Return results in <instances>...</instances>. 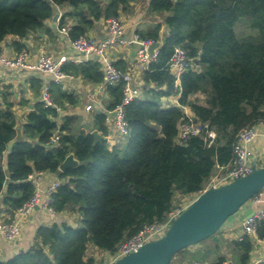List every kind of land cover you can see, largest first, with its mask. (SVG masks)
Segmentation results:
<instances>
[{
	"label": "trees",
	"instance_id": "obj_1",
	"mask_svg": "<svg viewBox=\"0 0 264 264\" xmlns=\"http://www.w3.org/2000/svg\"><path fill=\"white\" fill-rule=\"evenodd\" d=\"M133 1L0 0V43L15 36L14 47L19 53L25 51L24 39L47 29L46 21L57 15V4L71 7L59 23L66 25V17L72 20L69 34L76 39L101 19L119 17ZM148 10L164 18L168 34L162 38L161 23L151 31H140L145 38L162 41V46L143 72L142 96L126 108L132 126L128 140L113 146L107 141L112 123L109 111L95 108L92 129H75V116H63L59 125V110L42 100L28 113L23 136H19L13 103L6 98L9 109L0 104V194L6 188L3 199L11 213L35 193L30 175L43 171L61 179L54 194L56 211L73 208L81 216L77 225L63 221L40 226L30 250L0 260V264H92L94 259L87 258L90 244L115 252L144 226L162 222L187 205H176L177 192L197 197L205 191L216 166L231 161L239 132L264 120V0H150ZM244 17L257 31L255 35L237 33ZM178 46L199 66L182 75L179 103L188 105L198 120L216 131L212 144L198 135L179 143L178 124L185 112L179 105L163 104L164 96L177 94L168 62ZM62 68L90 84L104 81L103 63L96 57L70 60ZM43 79L30 78V89L37 95ZM106 91L111 110L121 102L123 86L109 84ZM51 92L61 109L81 103L61 83L52 82ZM199 92L206 95L205 103L191 100ZM95 129L101 133L98 141L92 134ZM57 131L61 137L55 145L51 138ZM11 141L14 144L8 152ZM72 152L80 165L61 172L60 164ZM259 237L264 238V224ZM235 247L239 264H249L255 248L252 238L235 241ZM226 261L220 255L211 264Z\"/></svg>",
	"mask_w": 264,
	"mask_h": 264
},
{
	"label": "built area",
	"instance_id": "obj_2",
	"mask_svg": "<svg viewBox=\"0 0 264 264\" xmlns=\"http://www.w3.org/2000/svg\"><path fill=\"white\" fill-rule=\"evenodd\" d=\"M65 6L67 5H56L58 21L64 16ZM107 23L109 35L104 39L96 38L88 34L72 39L69 34L71 25H59V31L69 36L74 50L77 54H80L79 58L73 59L75 62H83L93 57L102 61L104 81L100 85L106 87L109 84L116 85L121 83L123 86L121 102L113 109L106 110L110 112L112 120V131L109 132L106 139L113 146L121 144L132 136V126L127 119L126 108L130 103L142 96L143 79L140 76H135L132 70L119 68L110 54L111 49L119 43L135 44L137 46V69L144 72L150 63L156 59L160 48L156 50L155 54H151L149 48L156 41L152 38L143 37L140 31H136L129 40L125 39V25L118 16L109 17ZM3 48L2 43H0V64L18 70H31L51 76V79L42 87L41 100L46 106L56 107L60 111L61 108L53 99L51 84L52 82L61 83L66 79L74 78L72 74L66 73L62 68L69 61L68 57L61 56L59 59H56L48 52L42 51L39 60L34 63L27 60V53L25 51L20 52L15 57H8L4 54ZM168 66L172 75L175 77V90L180 97L182 93V75L189 68H199V66L191 61L187 52L180 46L175 48L168 62ZM178 105L184 110L185 116L178 124L179 132L177 141L179 143H186L192 136L198 135L203 136L206 142L212 144L217 137L216 131L208 123H203L198 120L188 105H182L180 103ZM93 108L94 104L92 103L86 106V110L88 111H91ZM259 136H264V120H260L241 130L233 145V157L231 161L225 165L218 164L216 166V170L211 176L207 188L227 184L237 178L251 174L255 169L256 163L260 165L259 159L256 158V152L253 149V144ZM60 137V132L57 131L52 136L51 142L58 145L60 143ZM43 173V171H38L30 175L36 191L28 201L14 212L13 218L9 220L0 218V233L8 241L19 239L22 232L23 218L27 217L36 207H40L51 213L58 212L53 204L54 194L61 185V181L53 182L45 194H43L39 191L40 182L38 179ZM189 204L174 210L162 222L144 226L138 233L122 242L115 252L109 253L108 260L103 264H112L127 254L138 250L145 243L165 235L172 220ZM248 204H250L249 207H253L254 212L247 219L243 220L241 233L235 237V241L241 242L246 236L252 238L255 248L252 251L249 264H262L264 263V238L259 237V229L264 224V188L254 195ZM230 262L233 261L227 260L225 264H229Z\"/></svg>",
	"mask_w": 264,
	"mask_h": 264
},
{
	"label": "crops",
	"instance_id": "obj_3",
	"mask_svg": "<svg viewBox=\"0 0 264 264\" xmlns=\"http://www.w3.org/2000/svg\"><path fill=\"white\" fill-rule=\"evenodd\" d=\"M149 2L150 0L133 1L131 6L120 14L119 17L125 25V39L129 40L136 31H151L158 23L162 24V38L168 34V27L164 22V18L162 16L152 15L149 13ZM70 9L71 7L65 6L64 14ZM60 20L58 21L54 17L48 19L46 21L47 29L32 32L24 39L25 51L29 52V55L27 54L26 56L29 62H37L41 54L38 55L35 52H30L28 48H35L36 45L40 44L41 52L46 51L56 59H59L61 56H67L68 60L70 61L80 57V54H77L74 50L69 36L59 31ZM65 22L66 25L72 26L73 24L72 20H69L68 17L65 18ZM107 25V19H101L98 21L97 26L87 32V34L96 38L104 39L109 35ZM33 34L37 35L38 38L35 37V39H33ZM14 39H17V37L10 35L2 43V46L4 47V54L8 57H15L19 54L13 45ZM136 52L137 46L135 44L130 45L119 43L111 49L110 54L119 68L123 69L122 67H124L123 70H132L135 76L142 77L143 71L137 69L136 65L138 62ZM1 65L7 69H10L12 73H9L10 75L8 74V76L2 77L0 79V100H3L4 105L7 104L6 98L8 101L13 103L12 109L17 116L19 136H23L22 127L27 121L28 113L38 101H41L42 89L40 90L39 95L30 89V78L34 76L32 74L42 76L44 78V85L48 80L51 79V76L49 74L31 70H18L16 68H10L4 64ZM61 84L63 85L64 89L75 92L81 98V103L79 105H67L65 109H60L59 113L62 115V117L67 114L75 117L82 115L87 117L88 120H92L89 113H91V111L94 113L96 110L95 108H99L102 111H106L108 109V104L111 100L105 86L87 83L79 77L66 79L61 82ZM6 92L9 93L5 95ZM162 100L164 106L178 105L179 96L178 94L167 95L164 96ZM89 103L94 104V108L91 111L86 110V106ZM111 131L112 127H110V132ZM253 149L256 152V158L259 159V164H262V162H264V136H259L255 140ZM38 179L40 182L39 191L43 194H45L46 190L53 182L61 181L58 174L51 172H44L38 177ZM5 190L6 188L4 189V193L0 194V218L9 220L13 218L14 215L11 213L9 206L4 203L3 198L5 196ZM192 195L194 194L182 195L179 192L176 193V197H179L181 200H184L185 197H191ZM192 197L193 198L189 200L190 202L196 198L195 195ZM249 205L250 204H248V206L244 207L243 209H246L249 207ZM243 211L244 210H242V212ZM77 212L79 213L78 210L69 208L64 212L51 213L40 207H36L27 217L23 218L22 232L19 239L15 241H8L0 233V260H8L22 251L30 250L36 241L40 226L51 225L55 222L61 223L63 221L77 225V220L81 219V216L79 214L77 215ZM242 222L243 220L240 218V215L236 214L231 217L219 231V243L220 246H222V254L227 257V260H230L229 257L232 254V249H230V246L226 243V241L233 242L235 245V237L241 233ZM209 239L215 242L212 238ZM95 248L98 249L97 247ZM204 249H207V247H204ZM98 250L102 253H105L108 260L109 252L102 251L100 249ZM189 261V257L186 254H182L178 258L174 257L170 264H191Z\"/></svg>",
	"mask_w": 264,
	"mask_h": 264
},
{
	"label": "water",
	"instance_id": "obj_4",
	"mask_svg": "<svg viewBox=\"0 0 264 264\" xmlns=\"http://www.w3.org/2000/svg\"><path fill=\"white\" fill-rule=\"evenodd\" d=\"M58 19V15H55ZM28 42V41H26ZM162 41L153 43L149 52L155 54L161 48ZM10 108L8 104L5 105ZM53 119V118H52ZM96 141L101 133L92 131ZM14 141L8 144V152ZM80 165L75 153H70L60 164L59 170L65 172L69 168ZM264 188V165L256 163L254 171L234 181L207 188L201 192L176 218L166 234L145 243L138 250L116 260L112 264H170L182 250L212 238L220 241L218 231L234 215L239 214L242 220L253 214V207L243 209L250 199ZM242 210H244L242 212ZM229 264H234L230 262Z\"/></svg>",
	"mask_w": 264,
	"mask_h": 264
},
{
	"label": "rangeland",
	"instance_id": "obj_5",
	"mask_svg": "<svg viewBox=\"0 0 264 264\" xmlns=\"http://www.w3.org/2000/svg\"><path fill=\"white\" fill-rule=\"evenodd\" d=\"M236 29H237V33L241 37L247 36V35H255L257 33V31L250 26V23L246 17H244V20H241L237 24ZM35 37L38 38L37 35L33 34L32 38L35 39ZM40 48H41V44L36 45L35 48L29 47L28 50L30 52H35L36 54L39 55V54H41ZM25 52L27 54L29 53L27 51H25ZM9 73H12L10 71V69H7L0 64V79L2 77L8 76ZM32 75H35V74H32ZM191 98H192L191 99L192 101L199 102V103H205V101H206V95L204 93H201V92L193 95ZM0 104L3 107L5 106L3 103V100H0ZM92 112L93 111H91V113H89L90 116H91ZM61 122H62V115H60L58 118V123L61 124ZM72 127L75 129L86 128L87 130H90L93 127L92 120H88L87 117L81 115L79 117H76L73 120ZM260 165H264V162H262V164H260ZM192 196H194V195H192ZM192 196L191 197H185L184 198L185 202H184V200H181L179 197H175V203H176V205L179 203H185V204L189 203L190 202L189 200H191L193 198ZM78 214L80 215V212L79 213L77 212V215ZM75 218H77V217H75ZM78 222H80V219L77 220V223ZM219 231H218V235H220ZM226 243L230 246V249H232V252H231L232 254L229 257L230 260H232L233 263H235V264H239L240 253L236 249L234 243L230 242V241H226ZM190 247H192V248H190ZM190 247L184 249L182 252L178 253L175 257L178 258L182 254H186L189 257V259H190L189 262L191 264H197V263H199V264H211L212 262L216 261L220 255H223L222 254V246H220V243L219 242H213L210 239L209 240L206 239V240H204L198 244L192 245ZM204 247H207V249H204ZM87 258H93L94 259L92 264H103L107 260L106 254L102 253L101 251L96 249L93 245L89 246Z\"/></svg>",
	"mask_w": 264,
	"mask_h": 264
}]
</instances>
